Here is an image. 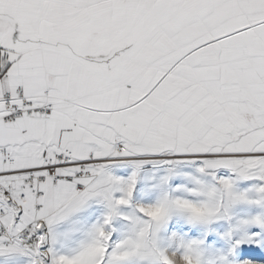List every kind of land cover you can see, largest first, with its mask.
<instances>
[{
  "label": "snow or ice",
  "instance_id": "snow-or-ice-1",
  "mask_svg": "<svg viewBox=\"0 0 264 264\" xmlns=\"http://www.w3.org/2000/svg\"><path fill=\"white\" fill-rule=\"evenodd\" d=\"M0 264H264V0H0Z\"/></svg>",
  "mask_w": 264,
  "mask_h": 264
}]
</instances>
